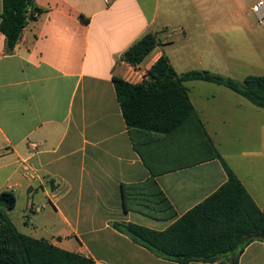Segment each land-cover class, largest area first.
<instances>
[{"label": "crops", "instance_id": "1", "mask_svg": "<svg viewBox=\"0 0 264 264\" xmlns=\"http://www.w3.org/2000/svg\"><path fill=\"white\" fill-rule=\"evenodd\" d=\"M256 2L35 0L43 13L28 22L13 51L0 32V193L16 196L14 209L6 211L15 227L94 264H179L136 244L114 224L163 231L222 187L227 173L194 121L143 148L176 216L157 220L125 211L123 185L145 182L152 172L133 147L112 78L141 83L163 54L178 74L215 73L223 57L239 70L264 38L252 10ZM1 12L2 0L0 21ZM149 33L160 45L142 63L126 62L124 53ZM173 47H179L181 60L174 61ZM185 85L214 149L264 211V162H235L228 151L233 142L217 141L213 129L215 121L247 114L264 137V109L233 91L241 97L234 98L225 86L228 91L199 80ZM252 156L264 159V151L242 154ZM236 257L190 264H233ZM237 260L264 264V240L250 243Z\"/></svg>", "mask_w": 264, "mask_h": 264}, {"label": "trees", "instance_id": "2", "mask_svg": "<svg viewBox=\"0 0 264 264\" xmlns=\"http://www.w3.org/2000/svg\"><path fill=\"white\" fill-rule=\"evenodd\" d=\"M34 3L35 0H2L0 32L5 36L7 51L15 49L28 22L43 13ZM158 45L157 35L146 34L124 53L123 58L138 65ZM196 80L225 86L264 109V76L248 75L239 82L206 70L178 74L165 54L152 65L141 83L132 84L117 76L112 78L133 147L152 172L145 182L123 185L124 209L157 220L176 216L174 207L154 179L156 174L144 156L143 148L160 137L175 136L194 121L206 135L212 157L221 160L227 173L226 183L163 231L134 223H116L114 227L136 244L168 261L214 263L236 254L233 264H237L238 256L250 243L264 240V211L224 163L202 128L185 85ZM15 205L14 192L0 193V264H94L84 255L21 233L6 213Z\"/></svg>", "mask_w": 264, "mask_h": 264}, {"label": "rangeland", "instance_id": "3", "mask_svg": "<svg viewBox=\"0 0 264 264\" xmlns=\"http://www.w3.org/2000/svg\"><path fill=\"white\" fill-rule=\"evenodd\" d=\"M173 35L175 38L177 32H173ZM171 50L173 52L175 51V54H172L174 61L181 60L183 58L179 52V47H173ZM185 59L191 64H193L192 62H195L196 60V58ZM221 60L222 67L218 68V71L215 72L221 76L230 77L236 81L242 82L244 75L247 74L264 75V38H262L260 42L253 45V48L248 53L246 60L241 63L243 67H241L239 70H237L232 64L229 65L227 61H225L224 57ZM215 86H217V88H222V90L228 91V89L223 86L214 85V87ZM214 93L220 96V98L224 99L223 94H221L219 91H215ZM230 93L234 98H241L233 91ZM213 129L218 135L217 141H226L228 143L233 142L234 149L231 151L230 147H228V151L232 153L235 162H250L257 164L264 162V159H258L254 156L248 158L242 157V154L245 152L252 153L256 151H264V137H262V133L259 131L260 129L257 121L251 116L243 114L239 115L235 120H227L223 122L215 121L213 122ZM221 158L224 163L229 166L225 158L223 156Z\"/></svg>", "mask_w": 264, "mask_h": 264}, {"label": "built area", "instance_id": "4", "mask_svg": "<svg viewBox=\"0 0 264 264\" xmlns=\"http://www.w3.org/2000/svg\"><path fill=\"white\" fill-rule=\"evenodd\" d=\"M253 13L257 17L258 24L264 30V0H257V2L252 7ZM32 147L37 148L36 144H32Z\"/></svg>", "mask_w": 264, "mask_h": 264}]
</instances>
